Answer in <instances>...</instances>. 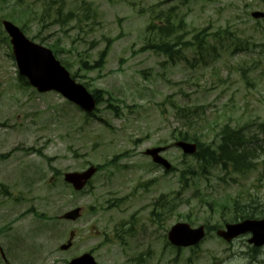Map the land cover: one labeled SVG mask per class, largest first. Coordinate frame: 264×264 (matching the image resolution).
<instances>
[{"label": "rangeland", "instance_id": "obj_1", "mask_svg": "<svg viewBox=\"0 0 264 264\" xmlns=\"http://www.w3.org/2000/svg\"><path fill=\"white\" fill-rule=\"evenodd\" d=\"M170 7L172 52L148 49L162 41L148 25ZM253 10L264 11V0H0V250L8 262L67 264L90 252L98 264H264V246L253 248L250 234L226 242L215 233L233 204L264 206V20ZM2 19L105 91L94 116L20 84ZM109 39L104 64L93 67ZM226 124L258 154L251 170L202 174L172 145L175 127L206 144ZM155 146H168L162 155L176 170L144 154ZM109 160L84 191L73 193L61 176ZM162 195L163 213L154 206ZM76 206L79 219H61ZM131 216L136 235L121 244L115 228ZM176 222L215 229L197 247L172 248L166 233ZM71 230L72 246L61 250Z\"/></svg>", "mask_w": 264, "mask_h": 264}, {"label": "water", "instance_id": "obj_2", "mask_svg": "<svg viewBox=\"0 0 264 264\" xmlns=\"http://www.w3.org/2000/svg\"><path fill=\"white\" fill-rule=\"evenodd\" d=\"M254 17H264V12H253ZM5 28L11 37L14 54L17 60L19 71L28 78L31 85L35 86L38 91L44 92L56 90L69 100L79 104L83 109L91 111L94 108L95 101L91 94L79 83H76L69 73L56 61L49 49L35 45L26 40L23 35L14 26L6 23ZM185 153H194L196 145L193 143L178 142ZM164 148H152L145 153L152 156L157 163L169 168L170 164L159 156V152ZM93 166L83 172H69L64 174L65 181L71 183L76 190L81 189L85 182L95 172ZM80 208H75L66 212L62 217L74 220L79 216ZM252 232L250 243L255 246L264 244V220H245L241 223L226 226L225 231H218V235L226 240L245 233ZM204 236L203 227L191 229L187 223L174 224L169 232V241L176 246H190L198 243ZM73 232L70 233L68 242L60 248L65 250L70 246V239ZM69 264H97L90 254L86 253L80 257L72 259Z\"/></svg>", "mask_w": 264, "mask_h": 264}, {"label": "trees", "instance_id": "obj_3", "mask_svg": "<svg viewBox=\"0 0 264 264\" xmlns=\"http://www.w3.org/2000/svg\"><path fill=\"white\" fill-rule=\"evenodd\" d=\"M172 10L170 9V12ZM164 21L161 25L151 24L149 29L157 30V32L161 35L159 37L162 41L157 42L156 46H152L151 42H148L146 45L147 48L158 47V50H162L163 52L170 54L172 52V45L167 41V37L171 36V31L173 28V24L171 23L172 15L169 11L163 14ZM202 36L198 34L194 37V40L197 43H200ZM151 41V40H149ZM112 40L109 39L107 41L106 47L101 52L98 60L95 62L93 67H101L109 50V46L111 45ZM199 48V46H198ZM85 68V67H84ZM76 74V73H75ZM75 74L72 75L75 78ZM25 84L26 82L20 78ZM93 94L96 98L97 103L102 100V91L93 90ZM176 136L179 139L195 141L198 145V150L194 155L195 163L198 167L203 169H198L199 172L205 174L207 172V167H214L225 170V173H228L229 170L233 172H243L252 168V165L256 163L257 154H249V146L246 136L239 131L237 128H233L229 125H222L218 127L217 130L214 131L213 137L209 140V143L201 144V139L197 134H188L186 131H183L181 128H176L175 130ZM186 168V167H185ZM184 170V169H183ZM180 175V189L184 190L186 187V172L181 171ZM190 174H193L190 172ZM176 197H180L181 192L175 194ZM169 199V196L162 195L156 201L162 207V213L164 209H167L170 204L166 202ZM177 199V198H176ZM156 203V207H157ZM169 205V206H168ZM176 204H174L175 206ZM239 205V204H238ZM236 203L232 205V208L235 210L234 217L235 218H244V217H263L264 218V206L261 210H247L243 209L239 210L237 208ZM166 206V208H165ZM132 222H129L128 228L122 229L124 233L131 234L132 233ZM208 231H212L214 226L207 224ZM134 263L139 264L140 259H134Z\"/></svg>", "mask_w": 264, "mask_h": 264}]
</instances>
